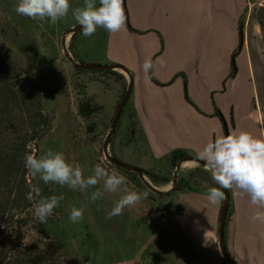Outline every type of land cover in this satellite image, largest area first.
I'll use <instances>...</instances> for the list:
<instances>
[{
	"label": "crops",
	"instance_id": "obj_1",
	"mask_svg": "<svg viewBox=\"0 0 264 264\" xmlns=\"http://www.w3.org/2000/svg\"><path fill=\"white\" fill-rule=\"evenodd\" d=\"M263 2L124 0V10L135 31L126 23L120 32L106 31L104 59L121 64L133 76L129 115L146 142L145 158L150 162L147 168L160 169L159 163H166L176 148L198 158L207 142L226 135L225 126L229 132L247 130L264 135V52L256 16ZM234 53L235 73L230 76ZM149 58L154 64L150 70L153 79L141 67ZM117 72L122 76L103 77L116 82L119 98L127 76ZM96 105L100 110L101 106ZM228 190L231 215L225 224L226 249L236 264H264V223L251 219L261 209L252 205L247 195ZM207 193L164 195L174 197L167 213L151 209L137 218L123 210L118 217H125V225L139 224L141 242L124 244L130 250L137 249L132 252L136 251L138 258L133 255L134 258L101 264H225L218 246L222 200L212 204ZM110 210L98 211L95 217L106 223ZM111 219L118 222L117 216ZM100 243L94 240L84 247L95 257L101 254ZM83 264L93 263L85 256Z\"/></svg>",
	"mask_w": 264,
	"mask_h": 264
},
{
	"label": "rangeland",
	"instance_id": "obj_2",
	"mask_svg": "<svg viewBox=\"0 0 264 264\" xmlns=\"http://www.w3.org/2000/svg\"><path fill=\"white\" fill-rule=\"evenodd\" d=\"M82 3L83 0H70L72 8L82 5ZM16 4L17 0H0V41L6 47L7 52L18 63L25 66L41 83L44 93L43 109L52 117V129L48 135L38 142L37 156L41 155L44 150L52 149L53 151L62 152L68 162L81 165L85 177L92 174V169L98 163L107 168L109 172L115 170L127 177V183L122 185L120 191L105 193L102 199L92 202L90 195L92 191L96 190L95 188L83 192L70 190L67 186L61 187L51 182L46 184L38 177L30 176L34 183V194L32 197L33 205L29 211L34 220H37L35 215L37 203L41 199L53 195H63V199L60 200L59 205L51 215L54 219L59 216L62 217L63 213L70 216L71 209L74 206L85 209L82 220L76 223L69 222L70 225L67 226L68 228L71 226L68 235L71 236L74 232L76 237L72 241L74 244L62 248L66 259L65 264H82L84 257L82 258L75 251L79 241L83 238L85 224L88 225L92 236L95 235L97 241L101 242L100 246H102L99 256L93 257L88 252L86 253V259L90 263L101 264L129 257L134 258L137 249H132L136 250L132 252L131 248L124 244L133 246L132 243L141 242L139 224L133 223L127 226L125 225V217H118L121 215L117 216L118 222L116 224V219L115 221L106 219V223H100V218L95 217V215L98 211L112 209L115 202L125 194V190L148 193L146 199H141L137 204L124 209L131 211L137 218L141 217L144 211L151 209H163L166 213L169 212L174 197L166 198V196L156 195L158 193L151 190L149 191L153 194L145 188L143 190L138 185V179L141 181L138 175L126 172L122 168L119 169L105 158V141L117 106V84L111 77L105 79L103 77L105 75L112 76V73L99 70L78 72L66 59L61 36L65 28L77 24L72 16V9L70 8L66 18L52 25L47 19L39 21L18 15L15 11ZM260 8H264V2L258 7L257 13ZM104 31L103 28H98L93 36L84 37L81 29L76 32L73 38L72 35L68 36L66 45L72 55L73 53L78 54L85 63H106L102 43H100ZM262 49L264 52L263 31ZM93 76H97V78ZM84 96L101 106V109L89 118L81 116L78 112V104ZM130 113L131 105L128 103L122 109L118 119L115 133L109 145L110 152L117 159L127 164L143 169H151L147 168L150 162L146 159V142L138 127H132L130 124ZM159 165L160 169L153 168L151 170L159 177H167L169 180L153 182L147 174L146 178L154 186L166 189L171 186L175 165L170 160L166 163H159ZM191 174L196 180H199L200 183L198 184L201 188L208 190L209 187H213L214 181L210 173L208 171H195V165L192 162H184L180 166L178 179ZM141 183L148 189L142 181ZM99 186L102 187V183ZM170 192L174 196L179 193L173 190ZM126 220H129V218L126 217ZM102 221H105V219ZM101 224H106V226L102 228ZM110 225L114 227L111 229L109 228ZM136 230L137 233H135ZM141 231L142 234L144 229L142 228ZM94 240H96L95 237ZM32 242L39 244L48 251H56L58 246L50 232L42 235L36 229L28 227L24 243L29 244Z\"/></svg>",
	"mask_w": 264,
	"mask_h": 264
},
{
	"label": "trees",
	"instance_id": "obj_3",
	"mask_svg": "<svg viewBox=\"0 0 264 264\" xmlns=\"http://www.w3.org/2000/svg\"><path fill=\"white\" fill-rule=\"evenodd\" d=\"M126 25L135 31L128 20L125 9ZM257 19L263 31L264 38V8H260L256 13ZM76 33L72 34V38ZM106 30L104 31L100 43L103 51L106 45ZM71 48V46H70ZM236 53V52H235ZM232 56V71L230 76L235 73L234 57ZM73 56L84 62L80 56L73 53ZM108 63V62H106ZM76 71L86 70L75 68ZM115 74L117 77L122 76L116 70H99ZM151 79V72L149 71ZM125 87L120 94L117 104L124 93ZM184 94L188 99L187 82L184 77ZM44 93L41 83L31 74L28 69L18 63L8 52L4 44L0 41V264H65V256L62 248L66 245L74 244L72 242L76 235L74 232L68 235L67 226L70 225L69 215L63 213L62 217L54 219L52 216L47 218V222L41 224L37 218L30 213V207L33 205L34 183L28 170L25 168V156L27 154L38 153V142L48 135L52 129V117L43 109ZM130 104V98L126 104ZM125 104V105H126ZM216 113L224 121L219 110ZM132 120V127L136 126V121ZM226 135L229 129L225 126ZM193 157L187 150L176 148L169 154V160L172 164L180 159ZM119 168V167H118ZM121 169V168H119ZM207 171L203 166L197 165L195 171ZM126 172L137 175L132 171ZM153 182L159 180L168 181L167 177H159L151 169H144ZM138 178V177H137ZM139 186L149 193V189L144 187L138 179ZM199 180L193 177V174L178 179L174 192H208L207 189L201 188ZM213 187H219L215 182ZM229 192V190H228ZM170 193L156 194L158 196L170 195ZM31 196V199L28 197ZM230 203L231 195L229 192ZM229 203L226 223L231 215V204ZM32 227L40 234L51 233L56 241L57 250L48 251L39 244L32 242L24 243L26 229ZM95 235L92 236L88 225L83 228V238L79 241L76 254L85 257L88 251L84 244L94 241ZM85 238V239H84ZM61 250V251H60ZM83 264V262H82ZM226 264V263H225Z\"/></svg>",
	"mask_w": 264,
	"mask_h": 264
},
{
	"label": "clouds",
	"instance_id": "obj_4",
	"mask_svg": "<svg viewBox=\"0 0 264 264\" xmlns=\"http://www.w3.org/2000/svg\"><path fill=\"white\" fill-rule=\"evenodd\" d=\"M123 4L124 0H83L82 5L72 8L70 0H17L15 11L33 20L47 19L55 25L68 16L71 8L74 20L82 28V35L90 37L98 28L112 34L124 30L126 15ZM141 67L147 76L154 67L153 61L146 59ZM198 158L219 185L208 188L207 199L210 203L217 204L224 199L221 188L234 189L237 195H247L250 203L261 209L251 219L264 223V135H255L247 130L221 134L203 146ZM25 168L30 176L38 177L46 184L51 182L82 192L95 188L90 195L92 202L102 199L105 193L120 191L122 185L127 183V177L115 170L109 172L99 163L92 169V174L85 177L81 165L68 162L62 152L52 149L44 150L39 156L27 154ZM101 183L102 187L99 186ZM147 196V192L125 190L106 218L121 215L126 207L137 204ZM28 198L31 199V196ZM62 199L63 195H53L37 203L35 215L41 224L47 222ZM84 210L83 207L74 206L69 220L72 223L82 220Z\"/></svg>",
	"mask_w": 264,
	"mask_h": 264
},
{
	"label": "water",
	"instance_id": "obj_5",
	"mask_svg": "<svg viewBox=\"0 0 264 264\" xmlns=\"http://www.w3.org/2000/svg\"><path fill=\"white\" fill-rule=\"evenodd\" d=\"M81 29L82 28L80 25L75 24L73 26L65 28L62 32L61 41H62V45H63V52H64L65 57L68 60V62L74 68H78V69H82V70H120L123 73H125L127 76V84H126L124 93L122 94V96H121V98H120V100L116 106L114 115L111 119L110 128H109V131H108V134L106 137L105 146H104L105 158L110 163H112L113 165H115L119 168H122V169L136 173L139 176V178L141 179V181L148 187V189L154 193L162 194V193H168V192L172 191L178 184V170L184 162L189 161V162H193L199 166L205 167L204 162L199 160L198 158H195V157H187V158H183V159L178 160L175 164V167H174L173 178L171 180V186L166 188V189H161V188L154 186L146 178V174H145L143 168L127 164V163L117 159L110 152L109 145H110L112 137L115 133L116 126L118 123V119L120 117L122 109L124 108L127 100L130 98V95L132 93L133 83H134L133 76L127 68H125L124 66H122L119 63H114V62H111V63L110 62L109 63H85L82 61H78L70 53L69 47L66 45V39L69 35H72L73 33L80 31ZM97 109L98 108H92L91 107L90 99H84V100L80 101L78 104V112L81 116H83L85 118H89L91 116V114L93 112H95ZM132 124H133V122L131 121V125ZM221 191L224 192V199L222 200V205H221V209H220V213H219V220H218V246H219V250H220V253H221L224 261L227 264H236L235 260L228 253L226 246H225V223H226V217H227L228 207H229V203H230L229 192H228V189H223V188H221Z\"/></svg>",
	"mask_w": 264,
	"mask_h": 264
},
{
	"label": "flooded vegetation",
	"instance_id": "obj_6",
	"mask_svg": "<svg viewBox=\"0 0 264 264\" xmlns=\"http://www.w3.org/2000/svg\"><path fill=\"white\" fill-rule=\"evenodd\" d=\"M90 101H91V100H90ZM91 107H92V108H98V106H97L95 103H93L92 101H91ZM95 112H97V110H96ZM95 112H93V113L91 114V116H92ZM91 116H90V117H91Z\"/></svg>",
	"mask_w": 264,
	"mask_h": 264
},
{
	"label": "bare ground",
	"instance_id": "obj_7",
	"mask_svg": "<svg viewBox=\"0 0 264 264\" xmlns=\"http://www.w3.org/2000/svg\"><path fill=\"white\" fill-rule=\"evenodd\" d=\"M187 162H189V161H187Z\"/></svg>",
	"mask_w": 264,
	"mask_h": 264
}]
</instances>
